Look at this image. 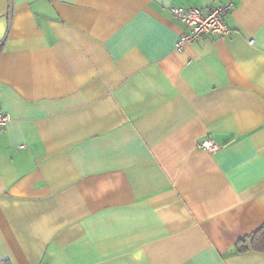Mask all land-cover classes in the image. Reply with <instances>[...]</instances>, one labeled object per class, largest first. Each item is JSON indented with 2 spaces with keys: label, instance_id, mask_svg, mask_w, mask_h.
Returning <instances> with one entry per match:
<instances>
[{
  "label": "crops",
  "instance_id": "crops-1",
  "mask_svg": "<svg viewBox=\"0 0 264 264\" xmlns=\"http://www.w3.org/2000/svg\"><path fill=\"white\" fill-rule=\"evenodd\" d=\"M226 1L0 0V260L264 264V0L170 11Z\"/></svg>",
  "mask_w": 264,
  "mask_h": 264
},
{
  "label": "built area",
  "instance_id": "built-area-1",
  "mask_svg": "<svg viewBox=\"0 0 264 264\" xmlns=\"http://www.w3.org/2000/svg\"><path fill=\"white\" fill-rule=\"evenodd\" d=\"M235 1L227 0L222 4L208 8L171 6L170 11L174 18L187 27V30L177 41V49H183L187 44L195 41L205 43L206 37L225 38L232 34L233 28L227 19L236 6ZM10 120V115L3 110L0 104V134ZM199 147L211 153L220 149V145L212 139L200 142Z\"/></svg>",
  "mask_w": 264,
  "mask_h": 264
},
{
  "label": "trees",
  "instance_id": "trees-1",
  "mask_svg": "<svg viewBox=\"0 0 264 264\" xmlns=\"http://www.w3.org/2000/svg\"><path fill=\"white\" fill-rule=\"evenodd\" d=\"M238 252L249 250L264 252V224L257 230L239 240L236 244ZM0 264H11L9 260H0Z\"/></svg>",
  "mask_w": 264,
  "mask_h": 264
}]
</instances>
